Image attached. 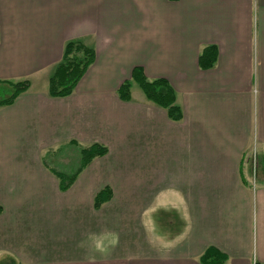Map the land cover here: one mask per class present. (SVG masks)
<instances>
[{"label": "crops", "instance_id": "1", "mask_svg": "<svg viewBox=\"0 0 264 264\" xmlns=\"http://www.w3.org/2000/svg\"><path fill=\"white\" fill-rule=\"evenodd\" d=\"M68 41L95 58L54 97ZM135 66L180 120L120 98ZM0 80L29 83L0 107V264H264V0H0ZM70 142L107 152L62 191L42 157Z\"/></svg>", "mask_w": 264, "mask_h": 264}, {"label": "trees", "instance_id": "2", "mask_svg": "<svg viewBox=\"0 0 264 264\" xmlns=\"http://www.w3.org/2000/svg\"><path fill=\"white\" fill-rule=\"evenodd\" d=\"M216 48L206 46L199 55V65L202 68H208L213 65L216 58ZM95 58L94 50L80 41H68L63 49L61 60L55 65L52 75L48 81V93L54 97H63L71 94L75 85L83 76L89 65ZM133 80L143 91L145 97L156 105L166 109L170 119L178 121L182 118L180 107L175 103V92L169 82L162 77L147 79L140 66L133 67L131 79L124 80L118 88V94L121 99L129 100L130 86ZM29 83L27 80H0V107L11 104L13 100L23 91L27 90ZM72 145L73 153L76 158L71 160L73 168L69 164H64L60 160L49 162L50 150L47 151L42 161L45 166L57 176L60 190H66L75 180L79 172L95 157L106 154V146L93 143L87 146L76 142H70L62 145L67 147ZM71 169V170H70ZM110 198V190L105 187L99 191L94 198V206L98 208L103 202ZM2 208L0 206V212ZM226 255L220 253L214 247L209 246L200 255L199 260L202 264H224ZM258 264V263H256Z\"/></svg>", "mask_w": 264, "mask_h": 264}, {"label": "rangeland", "instance_id": "3", "mask_svg": "<svg viewBox=\"0 0 264 264\" xmlns=\"http://www.w3.org/2000/svg\"><path fill=\"white\" fill-rule=\"evenodd\" d=\"M136 92L142 93V90L140 87H138V85L135 86V89H134V93H136ZM71 147H72V145L67 146V147H61V148L56 147V148L50 149V154L52 153V155L49 157V162L60 160L62 163L66 164V165L69 164V166L72 169L73 165H70L71 160L76 158V154H74L75 151L73 153V148H71ZM75 160L77 161V158Z\"/></svg>", "mask_w": 264, "mask_h": 264}]
</instances>
